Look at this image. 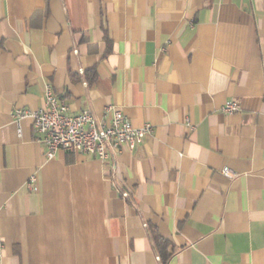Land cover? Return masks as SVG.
Wrapping results in <instances>:
<instances>
[{"label": "crops", "instance_id": "obj_1", "mask_svg": "<svg viewBox=\"0 0 264 264\" xmlns=\"http://www.w3.org/2000/svg\"><path fill=\"white\" fill-rule=\"evenodd\" d=\"M47 85L152 131L48 159L13 117ZM150 224L167 264H264V0H0V264H162Z\"/></svg>", "mask_w": 264, "mask_h": 264}, {"label": "built area", "instance_id": "obj_2", "mask_svg": "<svg viewBox=\"0 0 264 264\" xmlns=\"http://www.w3.org/2000/svg\"><path fill=\"white\" fill-rule=\"evenodd\" d=\"M240 109L236 101H227L223 107L225 113H234ZM106 118L100 119L90 110L71 113L66 100L59 97L51 85H47L44 93V103L39 108H19L13 117L18 123L21 134V122L31 120L32 126L39 135V141L46 147L48 159L56 157L58 152L75 153L97 157L105 165L115 169L114 161L117 154L123 150L137 149L145 136L152 131V125L146 123L135 126L130 118L115 106L106 109ZM223 172L229 175L230 169L224 167ZM35 176L28 183L30 189H36ZM120 190L123 197H128L127 191ZM3 257L0 228V259Z\"/></svg>", "mask_w": 264, "mask_h": 264}, {"label": "trees", "instance_id": "obj_3", "mask_svg": "<svg viewBox=\"0 0 264 264\" xmlns=\"http://www.w3.org/2000/svg\"><path fill=\"white\" fill-rule=\"evenodd\" d=\"M149 234L157 253L161 257L162 264H167L172 257L174 250L168 239L160 235L154 225H149Z\"/></svg>", "mask_w": 264, "mask_h": 264}]
</instances>
